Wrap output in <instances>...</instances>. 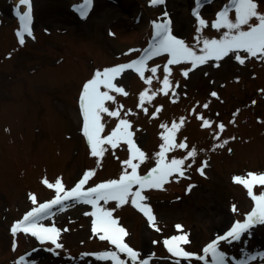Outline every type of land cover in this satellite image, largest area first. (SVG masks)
<instances>
[{
	"label": "rangeland",
	"instance_id": "obj_1",
	"mask_svg": "<svg viewBox=\"0 0 264 264\" xmlns=\"http://www.w3.org/2000/svg\"><path fill=\"white\" fill-rule=\"evenodd\" d=\"M83 1L35 0L32 36L25 33L21 45L16 13L24 11L17 8L15 0H0V264H17L21 257L23 264H114L111 259H97L101 253L117 250L93 234V217L85 215L92 211L88 204L69 201L64 211L54 208V215L41 221L61 230L59 249L23 232L14 237L11 226L33 207L55 197V189L42 183L45 178L52 184L60 178L69 190L88 170L94 174L87 180V188L118 179L125 171L131 173V168L122 164L131 155L123 139L116 147L105 144L103 156L94 157L82 133L79 96L83 84L96 71L128 64L147 45L153 46V21L163 22L165 12L172 21L173 34L197 55L203 47L198 36L219 39L226 31H217L209 24L198 34L192 15L195 0H165L157 6H150L149 0H91L82 9ZM201 3L200 16L209 22L232 4L231 0ZM257 3L264 13V0ZM229 9V19L234 21L235 9ZM82 11L86 15L82 16ZM116 29L135 31V39L121 41L113 34ZM239 54L243 64L235 53H229L195 68L190 62L169 65L170 83L164 85V65L169 57L162 53L146 62L143 78L126 69L113 81L123 92L109 90L113 100H106L105 107L118 115L101 114V136L110 135L121 119L129 122L135 147L145 153L143 159L132 161L138 165V175L156 167L164 136L171 134L175 144L186 145L167 151L165 163L185 159L196 149L194 159H185L184 177L173 173L163 190L142 192L147 198L142 203L150 205L156 217L155 227L149 226L131 198L119 208L116 201L104 205L113 210L118 226L126 230L124 243L139 254L136 264L141 259H147L148 264H176L163 244L164 239L182 234L176 224L183 226L191 241L182 247L204 256L202 261L180 259V264H213L203 248L234 222H243L254 207L243 185L232 178H247L249 172L264 174V59ZM152 67L157 68L155 74ZM185 71L187 77L182 74ZM149 77L151 82L147 83ZM173 124L177 125L174 132ZM220 144L223 146L218 147ZM205 162L201 175L197 169ZM189 185L194 187L187 191ZM138 188L133 185V191ZM253 191L264 192V185H255ZM29 194L36 197L37 205L32 204ZM218 250L224 253V264H264V224L249 228L239 240L220 242ZM117 255L123 264H133L126 253L117 251Z\"/></svg>",
	"mask_w": 264,
	"mask_h": 264
},
{
	"label": "snow or ice",
	"instance_id": "obj_2",
	"mask_svg": "<svg viewBox=\"0 0 264 264\" xmlns=\"http://www.w3.org/2000/svg\"><path fill=\"white\" fill-rule=\"evenodd\" d=\"M211 2V0H208ZM165 0H149L150 6L162 5ZM196 7L192 9V15L197 21L196 32L199 34L203 28L209 26L220 31L226 29L219 39L205 38L202 35L198 36V40L202 41L203 47L200 48V55L193 50L191 46L185 43L183 39L177 38L172 32V21L167 19L168 13H163L165 19L163 22L153 21V39L156 40L154 46L151 49H145L144 55L138 59L133 60L128 64H121L111 68H104L102 71H96L92 78L87 80L82 87L79 96L80 113L83 118L82 133L86 138V142L91 149V155L94 157H102L106 149L103 147L105 144H110L116 147L118 142L123 139L129 145L130 157L122 162L131 168V173L127 171L120 174L118 179H109L106 182L98 183L95 187H90L86 191L83 190V186L87 180L94 174V170H88L84 173L83 178L76 183V185L70 190H65L60 178L55 180V183H49L45 178L42 183L48 188L55 189V197L48 200L45 203L37 205L36 197L33 194H29V199L33 205L30 211H28L21 220L14 222L11 226V233L15 237L17 233L23 232L30 234L41 243L50 242L56 249L62 247L58 243V237L60 235V229L55 226H45L41 223L42 220L49 219L54 212V208H59L60 211H64L67 202L73 201L75 203H84L91 206L92 211L85 213L90 215L92 219V232L93 234H99L101 241H109L111 245L115 246V249L119 252L126 253L133 264H136L138 253L134 251L128 244L124 243V237L127 235L126 230L118 226V220L113 218V210H109L104 205H107L110 201H116V207L119 208L122 204L127 203L131 198V203L134 207H137L146 217L150 227H155L156 217L151 211L150 205L142 203L146 201V197L142 195L145 189H160L163 190V185L169 182V177L173 173H178L180 177H184L185 159L191 157L195 158L196 149L193 148L187 153L185 159H171L170 162L165 163V153L171 149L179 147L185 148L184 143L178 145L173 142V136H164V144L160 147V152L157 154L156 167L152 168L146 175H138V165L133 163V159H143L145 153L140 151L138 147H135L132 140V133L128 130L130 124L127 120L121 119L116 127L112 130L110 135L101 136L104 130V125L101 123V114L108 113L109 116L116 117L117 111H109L105 107L106 100H113V97L109 95V90L116 93H122L123 89L117 87L113 81L124 70L133 69L138 72L143 78L146 61L154 56H159L162 53L168 54L167 63L164 65V78L163 84L169 85V65L179 64L181 62H190L192 67L195 68L199 64L206 63L209 59L220 60L229 53H235V58L241 63H244V58L240 56V52L247 54L248 58L258 57L264 59V13L258 10L257 0H231L232 6L235 9L234 21L229 19V7L225 6L221 11L216 13L214 21H206L200 16L199 9L203 7L201 0H195ZM91 4V0H84V4L81 5L83 9ZM26 6L27 10L20 14L17 11L16 15L20 21V31L16 33L21 45L24 43V34L32 36V29L30 27L32 22V3L31 0H19V6ZM84 16L86 13L81 12ZM251 22V23H250ZM244 26H247V30H243ZM111 34V33H110ZM135 51V50H130ZM150 71L155 74L156 67H152ZM187 77L188 72L182 73ZM147 83L151 82V77L146 80ZM101 87L106 89L101 91ZM127 95V93H124ZM143 93H141V99H143ZM212 96H216L215 92L211 93ZM253 103H255L253 101ZM208 107L207 104L204 105ZM201 119V117H197ZM183 122V121H181ZM204 124L208 125L209 121L204 120ZM219 129L223 131L224 125L220 124ZM177 128L176 124L172 125V131ZM223 143H227L224 141ZM223 146L222 144L217 145ZM99 165V160H97ZM197 170L201 175L204 174V167ZM191 167V164L187 165ZM234 183L243 185L247 191V195L254 203V207L249 213L246 214L243 222H234L230 229L223 235H218L213 239L206 247L203 248L205 255L210 254L213 260V264H224V253L218 250V246L222 241L239 240L241 235L248 231L249 228L257 225L264 224V192L259 194L254 193L253 187L255 185H264V174H255L252 172L247 173V178L242 176H234ZM133 185H138L139 188L133 191ZM194 185H189L187 191H190ZM103 202L101 204L100 202ZM232 211L235 213L237 208L232 206ZM180 235H174L171 238H166L163 244L166 250L172 257L176 258V264H180V259L185 260H204V256L196 255L186 251L182 245L191 243L187 233H183V226L180 224L174 225ZM159 231V228H155ZM68 231V229H64ZM102 233V234H100ZM155 244L156 241H153ZM15 247V244H14ZM50 251L52 249H49ZM117 251L104 252L97 256V259H111L114 264H123L117 255ZM264 255V254H262ZM24 258L21 257L17 264H23ZM31 264H35L34 261ZM139 264H148L147 259H141Z\"/></svg>",
	"mask_w": 264,
	"mask_h": 264
},
{
	"label": "bare ground",
	"instance_id": "obj_3",
	"mask_svg": "<svg viewBox=\"0 0 264 264\" xmlns=\"http://www.w3.org/2000/svg\"><path fill=\"white\" fill-rule=\"evenodd\" d=\"M15 2L19 3V0H15ZM31 3H32V7H34V11H35V8H36L35 0H31ZM21 9H22V11H26L27 10L26 6H22V5H21ZM113 31H114L113 34L116 35V37L119 38L121 41L125 40L127 42H133V39H135V36H136V32L135 31H128L127 30L125 32H121L118 29L113 30Z\"/></svg>",
	"mask_w": 264,
	"mask_h": 264
}]
</instances>
